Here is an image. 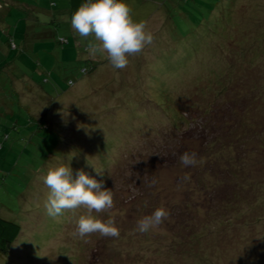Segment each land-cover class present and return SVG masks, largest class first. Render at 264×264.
<instances>
[{"label":"rangeland","instance_id":"1","mask_svg":"<svg viewBox=\"0 0 264 264\" xmlns=\"http://www.w3.org/2000/svg\"><path fill=\"white\" fill-rule=\"evenodd\" d=\"M125 2L154 40L117 70L88 54L68 0H0V218L20 226L0 264H264L249 142L264 141V0ZM227 125L247 144L221 147ZM60 163L112 191L91 215L118 238L77 235L84 207L47 215L41 177ZM160 206L169 218L136 232Z\"/></svg>","mask_w":264,"mask_h":264},{"label":"clouds","instance_id":"2","mask_svg":"<svg viewBox=\"0 0 264 264\" xmlns=\"http://www.w3.org/2000/svg\"><path fill=\"white\" fill-rule=\"evenodd\" d=\"M70 25L81 38L91 37L86 47L89 55L106 54L112 68L117 70L126 68L129 57L142 52L154 40L147 23L132 18L125 0H84L72 13ZM179 161L184 167L198 164L196 154L189 152L181 154ZM41 182L48 189L44 205L48 216L58 217L65 210L84 207L88 214L78 217L77 235L120 236V230L112 219L102 221L91 215L93 211L101 213L114 205L112 191L104 188L101 181L83 170H78L73 178L70 165L60 163L49 168ZM169 215L164 206L157 207L151 214L137 220L135 231L147 234L159 228Z\"/></svg>","mask_w":264,"mask_h":264},{"label":"trees","instance_id":"3","mask_svg":"<svg viewBox=\"0 0 264 264\" xmlns=\"http://www.w3.org/2000/svg\"><path fill=\"white\" fill-rule=\"evenodd\" d=\"M68 1L70 4V8L72 10V13L84 2V0H68ZM90 71H92V69L83 70L82 75H86ZM69 84H72V82H69ZM254 108H255V106H254ZM244 111L246 112L247 110L245 109ZM254 127L255 126H253V128ZM14 129H16L15 126H14ZM218 129H221V130L223 129V127H221V124L218 125ZM225 134H226V136H225ZM235 134H236V131L234 130V135H233V130L230 129L229 126L227 125L226 130H224V135L222 136V137H225V140H224V138H221L218 140V143H220L221 147L226 146L228 148L234 147V146H244L247 144V141L244 140L245 138L243 139L240 136L238 137V135L235 136ZM253 136L256 137L255 140L254 139H252V140L248 139L249 142L253 143L254 145H258V146H256L258 148H259V145L261 144L260 146L262 148H259V149H261L260 152H256L257 148L255 151H251L252 154L255 155V157H259V156L264 157V141L262 140V142H261V139L259 138V136L255 135V134ZM251 141H253V142H251ZM254 141H255V143H254ZM256 141H258V142H256ZM258 161H259V163H261L263 161V159L261 158ZM236 172H237V170H233V172L231 173L230 176L235 177L234 173H236ZM239 178H240V175H239ZM19 234H20V226L18 224H16L15 222L0 218V256H2V257L6 256L9 253L11 246H12V243L16 240V238L19 236Z\"/></svg>","mask_w":264,"mask_h":264}]
</instances>
